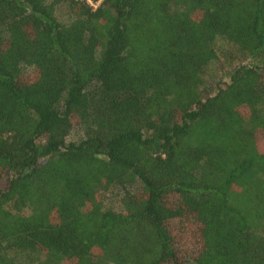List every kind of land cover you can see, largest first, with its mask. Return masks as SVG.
<instances>
[{
    "label": "trees",
    "instance_id": "trees-1",
    "mask_svg": "<svg viewBox=\"0 0 264 264\" xmlns=\"http://www.w3.org/2000/svg\"><path fill=\"white\" fill-rule=\"evenodd\" d=\"M0 264H264V0H0Z\"/></svg>",
    "mask_w": 264,
    "mask_h": 264
},
{
    "label": "rangeland",
    "instance_id": "rangeland-1",
    "mask_svg": "<svg viewBox=\"0 0 264 264\" xmlns=\"http://www.w3.org/2000/svg\"><path fill=\"white\" fill-rule=\"evenodd\" d=\"M220 46V47H219ZM217 47H219V50L217 51V56H218V59L220 60V62L222 63V64H224V63H227V62H238V61H240L241 60V58H238V57H231L227 52H228V50H229V48H230V46L229 45H227V44H222L221 42H219L218 41V43H217ZM78 137V133L77 132H72V134L68 137L69 139H75V138H77ZM113 196H115V195H113ZM110 200H114L112 203H111V205H113V206H116V204H115V199L113 198V197H110V198H104V201L105 202H109Z\"/></svg>",
    "mask_w": 264,
    "mask_h": 264
}]
</instances>
